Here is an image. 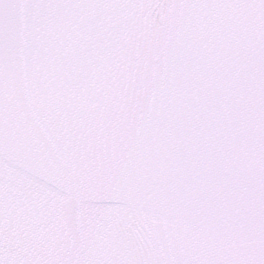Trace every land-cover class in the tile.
<instances>
[{
  "label": "snow or ice",
  "instance_id": "snow-or-ice-1",
  "mask_svg": "<svg viewBox=\"0 0 264 264\" xmlns=\"http://www.w3.org/2000/svg\"><path fill=\"white\" fill-rule=\"evenodd\" d=\"M0 264H264V0H0Z\"/></svg>",
  "mask_w": 264,
  "mask_h": 264
}]
</instances>
